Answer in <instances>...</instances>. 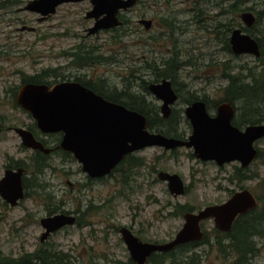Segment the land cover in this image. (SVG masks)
<instances>
[{"label":"rangeland","instance_id":"rangeland-1","mask_svg":"<svg viewBox=\"0 0 264 264\" xmlns=\"http://www.w3.org/2000/svg\"><path fill=\"white\" fill-rule=\"evenodd\" d=\"M173 4L161 9L164 18H175L172 35L160 36V16L152 9L140 13L152 18L150 32L133 24L121 43L110 40V33L84 37L88 25L79 8L68 5L48 21L36 24L35 32L20 31L14 25L0 22V177L7 163L20 162L24 167L33 161L35 153L22 148L17 134L6 127L30 126L33 119L15 104V93L27 77L42 74L44 81H91L103 79L102 88L123 89L132 85L133 92L142 94V83L136 76L149 81L153 78L154 62L160 65L174 51L182 67L175 86L180 88V99L174 108L182 111L191 95L204 99L214 107L224 98L227 85L225 73L248 74V69L259 64L250 54L233 55L225 46L229 36L227 28H245L240 19L242 11H251L256 22L249 28L255 37L264 35V0H173ZM138 11L131 13L136 19ZM134 23V21H132ZM155 37V40L149 39ZM101 54L107 60L88 66H78L70 53L88 50ZM88 48V49H87ZM139 69L140 72L138 71ZM130 83V84H129ZM182 85V86H179ZM147 99L160 105L152 94ZM237 107V104L234 103ZM239 116V111L236 112ZM177 132L187 135L190 124L184 113ZM167 123L155 127L163 131ZM48 139V137H47ZM53 139V137H49ZM52 146V143H49ZM262 156L248 167L245 173L253 178H234L238 162L218 166L212 161H201L192 156L191 149L184 147L169 151L151 146L137 151L141 159L139 168L130 170L123 180L120 172L100 180L90 179L72 157L60 151L49 155L48 166L42 171H25L29 195L17 206L10 207L0 197V254L2 257L19 259L28 251L46 249L59 254L61 263L67 264H125L129 261L128 250L119 229L125 226L143 241L166 242L173 238L183 219L179 206L194 211L206 205L225 200L230 190L248 188L256 197H264V138L255 143ZM41 171V172H40ZM158 171L177 173L187 190L182 196L173 197L166 182L157 178ZM264 205V198L259 206ZM69 211L79 222L65 226L50 234L45 241L39 237L43 229L39 219L47 210ZM206 240L192 247L185 255L198 264H226L231 253L221 251L216 244L214 225L211 220L204 224ZM256 264H264V237L256 238ZM178 251L176 256L180 255ZM173 257L166 259L171 264ZM148 264H151L148 261Z\"/></svg>","mask_w":264,"mask_h":264},{"label":"water","instance_id":"water-1","mask_svg":"<svg viewBox=\"0 0 264 264\" xmlns=\"http://www.w3.org/2000/svg\"><path fill=\"white\" fill-rule=\"evenodd\" d=\"M63 1L68 0H38L32 3L41 5L45 2L51 5L53 11L54 6ZM100 8L102 6L96 5L94 9L98 11ZM114 14L109 16L112 25L118 24ZM240 19L245 27H250L256 18L251 11H243ZM104 26L96 23L89 33ZM230 45L235 54L260 56L257 40L241 28L232 31ZM149 89L163 101L165 115L170 104L177 99L171 82L163 79L160 83L150 84ZM16 102L29 112L40 132H62L59 146L71 153L88 177L108 174L126 154L149 146L166 149L183 146L192 148L193 154L201 160H213L219 165L236 160L244 167L256 158L255 142L264 137V123L247 125L243 130L232 124L234 110L231 102L220 104L215 116L209 115L206 103L201 99L189 104L184 110L191 125V134L186 140L150 132L143 114L104 99L77 81H61L51 86L44 83L23 84L17 92ZM15 132L24 145L45 154L50 152L30 131L15 128ZM23 173L24 168L6 169L0 179V196L11 206L24 197ZM158 178L167 181L168 190L174 197L184 194V183L178 174L160 171ZM258 202L251 191L242 189L221 204L207 205L197 212H186L181 229L166 242L143 241L125 226L120 228V235L132 261L148 264L152 253H167L183 243L201 239L204 234L200 228L201 221L212 218L215 227L227 231L239 214L253 210ZM74 222L75 217L65 213L41 218L45 231L40 240L44 241L51 232Z\"/></svg>","mask_w":264,"mask_h":264},{"label":"flooded vegetation","instance_id":"flooded-vegetation-1","mask_svg":"<svg viewBox=\"0 0 264 264\" xmlns=\"http://www.w3.org/2000/svg\"><path fill=\"white\" fill-rule=\"evenodd\" d=\"M35 1H38V0H0V22H3L4 24H6L8 26L9 25H14V26L17 27L18 25H20L19 27H17V29L20 30V31L35 32L37 30V27H35L36 24H41V23H44V22L48 21L49 19L52 18V16L56 15L61 10V8L66 7L68 5H72V6H75V7L78 6L77 8H79L80 11H83L82 17H83L84 21H86L88 23V25L83 29V32H85L84 37H89L90 38L92 36H97L98 34H100L102 32H105V33H110V40L113 41V42H116V43H121L124 40V38L127 36V34H129L130 32H133L131 30L133 24H136V25L138 24L139 27L141 26V27L144 28L145 32H150V30H151V28H152V26L154 24V20L152 18H147V17H145V15L141 14L140 13L141 9L152 8L156 12V14L160 16L162 14L161 9H163L164 7L167 9V7L172 5L173 2H174L173 0H68V1H63L61 3L56 4L54 6V8H53L54 10L52 11L51 10L52 9L51 5L46 4L45 2L41 3V5L33 4L32 2H35ZM96 5L102 6V8L98 9V11H95L94 8H95ZM234 6L235 5H232V7H234ZM133 11H138L140 13L138 15V17L136 19H134V20L131 19V13ZM246 11H248V10H246ZM114 12H115L114 16L117 19L118 24H113L112 25V24H110L111 20L109 19V16L111 17ZM158 19H159V22H160V25H161L162 29H164V30L166 29V31H167L166 33L164 31H160V36L161 37H165V35H168V36L172 35V33H173L172 29H174V27H175L174 25H175V22H176L177 19H175V18H164L163 16H160V18H158ZM132 21H134V23H132ZM255 21H256V19H255ZM96 23H100V24L105 25V26L102 27V28H99L94 33H89V29L92 28ZM252 26L245 27L246 31L243 30V27H241V29H242L243 32H246V33L251 35V32L249 33L248 31H249V28H251ZM236 28H238V27H236ZM234 29L235 28H227V31H230V32H229V36H227L225 39L227 40V43H228V45L230 47V51H231L230 53H232L233 55L237 56L238 54L233 53V51L231 49V45H230V36H231V33H232V31ZM251 36H253V35H251ZM149 39H151V40L154 39L155 40V37L149 36ZM88 50H89V60H90V59H92L94 54L92 52L93 49L91 47H89ZM172 54H174V51L171 53V55ZM96 56L98 58L96 60V63H102L103 61H101V58H106V57L102 56L101 54H97V53H96ZM92 64H95V61H90L89 62V65H92ZM147 66L149 68H151L152 73H153L152 74L153 78L151 80L146 81L145 79L139 78L138 76L135 77V79H138V81H140L142 83V89H143L144 93H142L141 95L137 94L136 92H133V90L131 89L132 85H131V87H129L130 85H126L121 90L120 89L119 90L118 89H109V88L104 90V88H102V87H104L106 85H103L104 81L101 78L97 79V81H98L96 83L97 86L92 85V82L90 80L87 81L89 83L88 85H90V86L84 85L81 82L80 83L82 85L88 87L90 90H92L96 94L102 96L104 99H106V100H108L110 102L118 103V104H121L120 101L122 99L131 100V98H133V96H136V98H133L132 101L134 100L137 104H141V106L143 105L144 107H147V108H153V112L150 111L149 114L151 115V117H153L154 120H157L156 117H155V111H154V110H157L158 111V112L156 111L158 113L157 116L159 117V119H161L160 121H162L164 123H167L168 126L170 127L169 129L171 131H173V130L177 131V129L179 127V123L182 120V118L180 117V113L181 112L184 113L185 108L189 104H191L193 101H196V100H198L200 98L192 100L190 102H188L186 100L185 101L186 105L183 108V110L182 111L176 110L174 108V104H176V102H178V100L180 99V97H179L180 88L178 89L175 86V84H173V82H172V80L170 78L157 77V69H159V65L155 64L154 62H152L151 64H148ZM140 70H142V69H139L138 71L140 72ZM36 76H39V74L34 75V77H36ZM163 79H168L171 82V87H172V89L174 90V92L177 95L176 101L173 104H170L169 110L165 111V115L163 114V111H162L163 101L161 99L157 98L149 89L150 84H152V83H160ZM28 80H29V77H27L24 81H21L22 84L20 85V87L23 84L32 83V82H30ZM76 80H73V81H76ZM66 81H68V80H66ZM46 82L47 83H45V82H41V83H44V84H47V85L51 86V85H53V84H55L57 82H61V81H57V82L53 81L52 83L50 81H46ZM77 82H79V81H77ZM37 84H40V83H37ZM179 86H182V85H179ZM19 88H18V90H19ZM17 92L15 93V99H14L15 104H17V102H16ZM100 92H102L104 94H107V97L109 96L110 98H106L105 96L101 95ZM147 94H152V96L156 100L160 101V105H157L152 100L147 99V97H146ZM201 100L205 101L204 99H201ZM224 102H231V101H229V100H221L217 104H214L213 108L210 107V105L207 103V101H205L206 109H207L209 115L215 116L216 113H217V107L220 104L224 103ZM231 105H232L233 110H234V114H233L231 122H232V124L234 126H236L239 129L243 130L247 125H250V124L249 123H244L242 120L239 121L241 124H235L234 120L237 118L235 114L238 111H237V107L234 106V103L231 102ZM27 113L29 114V112H27ZM259 123H264V122H259ZM259 123H255V124H259ZM190 127H191V125H190ZM15 128H22V129L30 131L37 141L41 142L42 145L45 148H49L50 149V152L48 154H45V153L41 152L38 149H32V148L24 145L23 142H22V139L20 138V136L15 132ZM147 128H148V122H147ZM5 129L13 130L17 134V136L20 139L22 148L25 147L27 149L33 150V152L35 153V157L33 158V160H35L37 152L38 153H42L44 155H50V154L54 153L55 151H60L61 153H64V152L68 153L69 152V151H66V150L62 149L59 146V143H60L61 138H62V132L42 133L37 128L34 119H33L32 125H30V126L29 125L26 126V127H24V126H17V127L16 126L15 127L9 126V127H6ZM148 129H149L150 132L162 133L161 131H157L155 128H153V129L148 128ZM0 131H1V126H0ZM176 133H177L178 136L177 135H173V134H165V133H162V134H164L165 136H168V137H174V138L186 140L189 137V135L191 134V130L185 136L182 135V134H179L178 132H176ZM47 137H48V139H47ZM49 137H53V139H49ZM263 138H261V139H263ZM261 139H259V140H261ZM259 140H257L255 143H257ZM49 143H52L53 145L50 146ZM149 147H151V146H149ZM157 147H161V146H157ZM255 147L257 148L256 145H255ZM144 148H146V147H144ZM144 148H142V149H144ZM161 148L173 152L177 148H181V147H175V148H171V149L170 148L166 149L164 147H161ZM184 148H186V147H184ZM142 149L135 150V151H133L131 153L126 154L121 159V161L108 174H106L104 176H101V177H89V178L90 179H95V180H100V179H102L104 177H107V176L113 174L114 172H118L117 168L120 165H122L121 163L124 160L127 161L126 158L129 157V161H130V158L132 157L131 162H133L135 158H138V157L134 156L133 154H136L137 151H140ZM187 149H191L192 150V148H187ZM191 153H192L191 154L192 156L197 158L193 154V150H192ZM257 155H258V148H257ZM257 158H258V156H256V158L254 160H256ZM197 159H199V158H197ZM199 160H201V159H199ZM201 161H204V160H201ZM207 161H212L218 166H223V165L231 163V162H238L239 165L235 166V167H239V168L243 169L244 170V172L242 171L243 174H246L245 171H247L248 167L250 166V164L253 163V161H252L247 166L243 167V166H241L240 162L236 161V160L235 161H230V162H225V163H223L221 165L217 164L213 160H207ZM142 164H143V162H142ZM139 167H134V168L136 169V168H139ZM17 168H24V173H23V176H22V185H23V193H24L23 199H24L27 195H29L27 183L25 185V180H24L26 178L25 177L26 168L18 161L14 162V163H12V162L10 163L9 162V163H7L5 165V168L3 170V175H4V171L6 169L15 170ZM119 172L122 175V177H124L122 171H119ZM159 172L160 171L157 172V175H156L157 178H158V173ZM164 172H166V171H164ZM1 177H0V179H1ZM161 181H163V180H161ZM164 182H166V186H167V181H164ZM167 189H168V187H167ZM184 189H185V192H186L187 188H186L185 184H184ZM242 189H248V188H240L239 190H242ZM239 190H230L228 192V196H227V198L225 200L221 201L220 203H214V204H221V203L225 202L227 199L230 198V196L234 192L239 191ZM169 193H170V191H169ZM171 195L173 196V194H171ZM179 196H182V195H179ZM255 197H256V195H255ZM256 198L258 199V197H256ZM1 199L5 203H7L10 207L17 206L23 200V199H21V200H19L17 202V204L15 206H11L10 203L7 202L5 199H3L2 197H1ZM258 201H259V199H258ZM214 204H209V205H214ZM258 205H259V202H258ZM198 210H200V209H198ZM198 210L194 211L192 208H188V210H186L183 213H181V217L183 219V223L185 222L183 214H185L186 212H197ZM250 211H248V212H250ZM248 212H245V213L239 214V215H244V214H246ZM56 213H65L67 215H73L75 217L74 224H76L77 221H78L77 220L78 218H77V216L75 214H73L72 212L63 211V210H61L60 212H56V211L52 212V209H49V210H47V214L45 216H43V217H47V216H50V215H53V214H56ZM0 217H1V215H0ZM43 217H41V218H43ZM41 218L39 219V223H40ZM237 218H238V216L236 217V219ZM236 219L234 220V222L236 221ZM209 220H211L213 222L214 232H216V233H227V232H230V230L232 229L233 224H234V222H233L231 228L229 230H227V231H224V230H221V229L215 227V223H214V220L212 218H207V219H205V220L200 222V228H201V230L204 233L203 237L201 239H199V240H192V241H188V242L183 243V244H188L189 243V244H192V247H195V246L200 245L202 242H205V238H206L207 233H206V230L204 229V224L207 221H209ZM183 223H182V225H183ZM74 224H72V225H74ZM182 225H181V227H182ZM40 226L43 229V231L41 232V234H42L45 231V228L42 227L41 223H40ZM66 226H71V225H66ZM63 227H65V226H63ZM63 227L55 230L54 232L62 229ZM181 227L177 230V232L181 229ZM54 232H51L50 234H52ZM119 232H120V229H119ZM41 234H40V236H41ZM48 236L45 239H47ZM45 239H44V241H45ZM39 240H40V237H39ZM40 242H43V241L40 240ZM183 244H181V245H183ZM51 256L54 257L53 258V262H52L51 258H49V260H48L51 264H63V263H61V261L59 262V260H61L60 259L61 257L59 256L58 253L54 252V253L51 254L50 252L46 251V249H36V250L30 251V252L26 251L23 254V256H22L23 264H45L44 258L45 257H51ZM1 257H2V255L0 254V258ZM149 257H148V259H149ZM65 264H67V262Z\"/></svg>","mask_w":264,"mask_h":264},{"label":"trees","instance_id":"trees-1","mask_svg":"<svg viewBox=\"0 0 264 264\" xmlns=\"http://www.w3.org/2000/svg\"><path fill=\"white\" fill-rule=\"evenodd\" d=\"M241 2L234 3L238 7ZM256 22V21H255ZM246 31V28H243ZM249 32V31H248ZM257 40L260 48V56L257 58L259 64L253 69H248V74L242 75L241 72L238 73H225L227 78V85L224 88V98L222 100H229L232 103L237 104V111H239V116L234 120L235 124H241L239 121H243L244 123L255 124L259 122H264V35L262 37H255ZM225 46L226 49L230 51V47L225 39ZM92 59L89 60V50L81 51L80 48L76 53H70L72 56L73 62H77L76 64L80 67L88 66L90 61H95L98 59L96 54L93 53ZM107 60V58H101V61ZM182 67V63L179 60L178 54L174 52V54L170 55L166 60H163L159 65V69H157V77H165L170 78L175 84L177 80L178 72ZM46 77H42V74L36 77H29L30 82L32 83H41L44 81ZM76 81L81 82L84 85H88L89 83L86 81H82L77 79ZM99 93V92H98ZM101 95L107 97V94L100 92ZM180 97V95H179ZM136 98V96H133ZM127 100L122 99L120 101L125 107L138 111L141 114L145 115L148 122V128L153 129L157 128L165 123L160 121L158 115V111H155V117L157 120H154L153 117L149 114L150 111L153 112V108L144 107L141 104H137L134 100ZM181 98V97H180ZM199 97L191 95L186 100L188 102L198 99ZM157 111V112H156ZM169 127L168 124L165 125ZM165 134H173L177 135V131H171L169 128L166 130L161 131ZM178 136V135H177ZM64 155L71 157L72 155L68 152H64ZM258 157L262 156V153L258 150ZM48 158L49 155H44L42 153H36V158L29 164L25 165L27 170L32 169V173L39 172V170H43L45 167L48 166ZM127 161H123L117 169L118 171H122L124 177V181L126 182L127 176L130 175V170L134 167H139L142 164V161L139 158H135L133 162H131L132 157L126 158ZM126 163V164H125ZM124 166V167H123ZM40 171V172H41ZM243 169L239 167H234V177L238 180H245L249 178H253L247 174H243ZM25 185H26V178ZM264 197L260 196L258 199L259 201L262 200ZM181 212H184V208L179 206ZM188 210V208H186ZM54 212V211H52ZM79 224V222L77 221ZM216 244L221 251L231 253L232 259L229 263L226 264H256L253 262V258L257 255V243L256 238L264 237V205L257 206L255 209L251 210L250 212L239 215L236 221L233 224L232 229L230 232L227 233H216ZM206 240V238H205ZM192 248V244H183L177 246L175 249L171 250L167 253H153L149 257L148 261L151 264H158V263H165L166 259L169 257H173L171 264H198L191 256H183L182 255L187 253ZM181 252L180 255L176 256V254ZM51 257H45V264H49L48 261ZM61 258L64 259L62 256ZM49 262V263H48ZM64 264L67 260L62 261ZM0 264H23V258L19 259H10L6 257L0 258ZM51 264V263H50ZM125 264H134V262L129 259V261Z\"/></svg>","mask_w":264,"mask_h":264}]
</instances>
